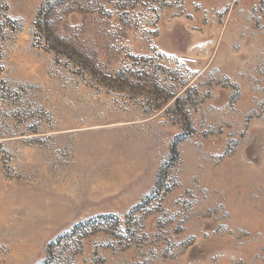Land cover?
<instances>
[{"label": "rangeland", "instance_id": "obj_1", "mask_svg": "<svg viewBox=\"0 0 264 264\" xmlns=\"http://www.w3.org/2000/svg\"><path fill=\"white\" fill-rule=\"evenodd\" d=\"M0 264H264V0H0Z\"/></svg>", "mask_w": 264, "mask_h": 264}, {"label": "trees", "instance_id": "obj_2", "mask_svg": "<svg viewBox=\"0 0 264 264\" xmlns=\"http://www.w3.org/2000/svg\"><path fill=\"white\" fill-rule=\"evenodd\" d=\"M162 6H164V5H162ZM86 223H87V222H83V223L77 225V227L79 226V228H80L81 226H84ZM72 233H73V232L71 231V232L67 233L66 235H72ZM52 245H53V242L50 244V246H52Z\"/></svg>", "mask_w": 264, "mask_h": 264}]
</instances>
